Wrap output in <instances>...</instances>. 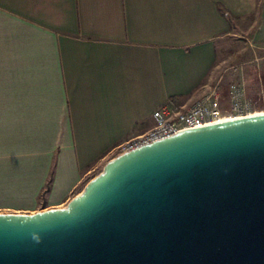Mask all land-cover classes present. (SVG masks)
<instances>
[{"label": "crops", "instance_id": "1", "mask_svg": "<svg viewBox=\"0 0 264 264\" xmlns=\"http://www.w3.org/2000/svg\"><path fill=\"white\" fill-rule=\"evenodd\" d=\"M258 3L0 0V212L65 207L157 108L196 103Z\"/></svg>", "mask_w": 264, "mask_h": 264}, {"label": "water", "instance_id": "2", "mask_svg": "<svg viewBox=\"0 0 264 264\" xmlns=\"http://www.w3.org/2000/svg\"><path fill=\"white\" fill-rule=\"evenodd\" d=\"M0 264H264V112L120 153L65 207L0 212Z\"/></svg>", "mask_w": 264, "mask_h": 264}, {"label": "rangeland", "instance_id": "3", "mask_svg": "<svg viewBox=\"0 0 264 264\" xmlns=\"http://www.w3.org/2000/svg\"><path fill=\"white\" fill-rule=\"evenodd\" d=\"M242 78L255 110L264 112V0H259L254 14L231 18V30L218 42L216 60L206 81L209 85L202 97L219 84L221 104L227 107L230 85Z\"/></svg>", "mask_w": 264, "mask_h": 264}, {"label": "built area", "instance_id": "4", "mask_svg": "<svg viewBox=\"0 0 264 264\" xmlns=\"http://www.w3.org/2000/svg\"><path fill=\"white\" fill-rule=\"evenodd\" d=\"M221 102L222 94L217 84L210 93L190 107H181L172 101L163 104L153 112L154 125L144 133L120 144L118 154L174 135L181 130L259 113L247 93L243 78L230 85L229 105L223 107Z\"/></svg>", "mask_w": 264, "mask_h": 264}, {"label": "trees", "instance_id": "5", "mask_svg": "<svg viewBox=\"0 0 264 264\" xmlns=\"http://www.w3.org/2000/svg\"><path fill=\"white\" fill-rule=\"evenodd\" d=\"M50 188V181L48 182V184L46 185L44 192H46L48 189Z\"/></svg>", "mask_w": 264, "mask_h": 264}]
</instances>
